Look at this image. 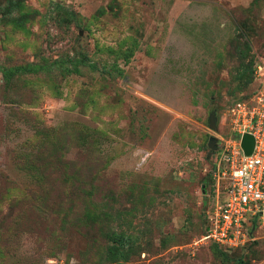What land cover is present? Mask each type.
Returning a JSON list of instances; mask_svg holds the SVG:
<instances>
[{"label": "rangeland", "instance_id": "rangeland-1", "mask_svg": "<svg viewBox=\"0 0 264 264\" xmlns=\"http://www.w3.org/2000/svg\"><path fill=\"white\" fill-rule=\"evenodd\" d=\"M21 15L0 20V67L45 68L0 71V264H117L111 231L131 239L125 264H264V240L200 239L231 107L259 86L264 0H25ZM68 54L78 73L56 63Z\"/></svg>", "mask_w": 264, "mask_h": 264}, {"label": "built area", "instance_id": "built-area-1", "mask_svg": "<svg viewBox=\"0 0 264 264\" xmlns=\"http://www.w3.org/2000/svg\"><path fill=\"white\" fill-rule=\"evenodd\" d=\"M259 86L250 100L231 107V142L217 150L212 165L216 202L200 238L225 250L264 240V58L255 66ZM255 138L246 154L243 135Z\"/></svg>", "mask_w": 264, "mask_h": 264}, {"label": "trees", "instance_id": "trees-1", "mask_svg": "<svg viewBox=\"0 0 264 264\" xmlns=\"http://www.w3.org/2000/svg\"><path fill=\"white\" fill-rule=\"evenodd\" d=\"M25 0H0V20L3 18H10L15 24H23V20L27 17L26 15H21L20 17L13 16L15 11H20L24 6ZM73 15V14H72ZM70 17V15L67 16V18ZM62 20L61 16L58 17V22L65 21V24H68L72 16L69 18L70 21ZM23 19V20H22ZM67 60L61 61L57 60L56 63H60L61 66L65 65V63H69L70 66H66V71L68 73H78L80 71L79 65L84 63L78 56H71L67 55ZM255 64L252 68L253 78L256 80L255 75ZM44 64H35L34 62H31L25 66H16V67H0V71L3 74V79L6 84L10 83L12 75L13 74H24V73H30V72H37L39 69H44ZM118 71L120 74H123V71L121 68H118ZM207 175H209L211 178V173L209 172ZM208 183V182H207ZM110 234V241L111 244L107 245V258L109 261H112L117 264H125L122 263V261H126L129 258L130 251H131V239L129 236H127L125 233L121 232L118 233L116 231L109 232ZM258 241H252L244 247H250L252 244H255ZM215 245V244H214ZM218 248H220L218 245H215ZM242 248V247H240ZM222 249V248H220ZM239 264H242V261L239 260Z\"/></svg>", "mask_w": 264, "mask_h": 264}, {"label": "water", "instance_id": "water-1", "mask_svg": "<svg viewBox=\"0 0 264 264\" xmlns=\"http://www.w3.org/2000/svg\"><path fill=\"white\" fill-rule=\"evenodd\" d=\"M217 120H218V117H217V113L216 111H212L210 112L209 114V119H208V122H209V127L212 129V130H216L217 129ZM217 138L212 136L210 139H209V146L216 150L217 149V141L216 140ZM255 138L253 135L249 134V133H246L243 135V138H242V147L245 151L246 154H251L253 149H254V145H255Z\"/></svg>", "mask_w": 264, "mask_h": 264}]
</instances>
